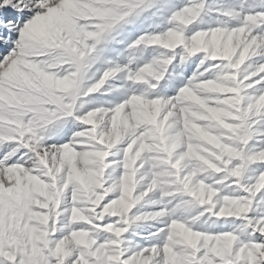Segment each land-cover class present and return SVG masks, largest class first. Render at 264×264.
<instances>
[{
	"label": "snow or ice",
	"instance_id": "snow-or-ice-1",
	"mask_svg": "<svg viewBox=\"0 0 264 264\" xmlns=\"http://www.w3.org/2000/svg\"><path fill=\"white\" fill-rule=\"evenodd\" d=\"M0 264H264V0H0Z\"/></svg>",
	"mask_w": 264,
	"mask_h": 264
}]
</instances>
